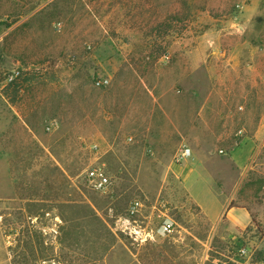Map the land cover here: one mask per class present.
Masks as SVG:
<instances>
[{
    "label": "rangeland",
    "instance_id": "374dc122",
    "mask_svg": "<svg viewBox=\"0 0 264 264\" xmlns=\"http://www.w3.org/2000/svg\"><path fill=\"white\" fill-rule=\"evenodd\" d=\"M47 1L22 15L20 3L0 0V264H234V248L242 245L254 253L248 264H260L264 146L231 203L246 206L252 223L224 237L232 232L220 205L237 179L228 158L240 150L219 145L209 147L206 165L194 159V147L167 123L171 109L180 108L185 121L196 103L177 98L173 105L172 92L181 87L171 90L176 71L169 70L179 66L152 59L179 38L208 30L210 16L228 19L249 3L240 10L242 0H90L87 17L70 18L65 2ZM257 13L261 39H251L261 44L264 0ZM10 27V58L3 59V31ZM44 36L59 48L43 59ZM137 42L149 57L144 65L114 59ZM101 77L110 83L96 86ZM53 120L58 126L49 129ZM184 146L193 156L179 166L175 156ZM96 164L111 176L108 194L85 179V169ZM184 165L196 169L190 193L182 187ZM136 199L144 208L131 215ZM161 199L176 222L171 235L158 232L161 213L153 205ZM211 204L219 209L206 213L202 205Z\"/></svg>",
    "mask_w": 264,
    "mask_h": 264
},
{
    "label": "crops",
    "instance_id": "0c3cea01",
    "mask_svg": "<svg viewBox=\"0 0 264 264\" xmlns=\"http://www.w3.org/2000/svg\"><path fill=\"white\" fill-rule=\"evenodd\" d=\"M43 1L47 0H2L20 3L18 12L22 15H28L35 3ZM215 1L212 0L214 5ZM64 2L67 4L66 16L70 18H84L90 14V0H58L55 4L58 7ZM246 2L249 5L243 12H234L228 19L210 16L208 19L212 26L208 30L198 33L196 37L175 41L166 52L170 56L169 61H165L162 55L152 58L156 63L171 62L179 66L178 69L169 70L170 74L176 71L174 76L177 79L173 80L176 83L172 84L171 90L178 85L181 87L177 92H172L173 105L180 103V98H189L196 103L194 114L185 121L182 120L180 108L177 112L175 108L171 109V120L167 123L173 134L194 147V159L206 165L212 158L209 147L219 145L240 150L228 158L230 166L235 168L237 179L231 198L220 205L227 210L228 229L232 232L224 237H237L236 234L252 223L251 213L246 206H231V203L237 199L242 182L256 166L259 151L264 146V42L254 44L251 39L252 35L256 41L261 39V30L255 24L261 0H242L243 7ZM14 30L10 27L3 31V59L10 58L6 40ZM40 33L46 31L41 29ZM72 35H75V31ZM41 44L43 59L53 48L55 51L59 48L56 41L53 43L52 38L46 36L41 38ZM145 57L149 59L144 44L137 42L131 45L129 53L120 52L115 54L114 59L120 63L129 61L144 65ZM99 58V63L105 61L102 56ZM21 63L22 60H19L18 64ZM189 80L194 81L193 87ZM239 129H244L243 136H236ZM199 147H207L204 154L199 152ZM195 171L190 165H184L181 171L182 187L189 193ZM204 171L210 174L208 169ZM202 208L206 213H211L217 211L219 205H202Z\"/></svg>",
    "mask_w": 264,
    "mask_h": 264
},
{
    "label": "built area",
    "instance_id": "2783aa9c",
    "mask_svg": "<svg viewBox=\"0 0 264 264\" xmlns=\"http://www.w3.org/2000/svg\"><path fill=\"white\" fill-rule=\"evenodd\" d=\"M237 7L242 10L243 5L238 4ZM55 28L58 31H61L63 29V25L61 22L54 24ZM163 59L165 61L170 60V56L168 54H165L163 56ZM10 80H13V77H10ZM110 83V80L108 78H98L95 80V85L98 87L107 86ZM240 109H243L240 107ZM58 126V122L56 120H53L49 123L48 128L54 129ZM244 135V129H239L236 133V136L240 137ZM128 141H133V138H128ZM221 153H224L223 150H220ZM193 156V150L189 146H184L180 149V151L175 156V161L178 165L182 164L184 161H186L188 158ZM85 179L87 180L89 187L101 194H108L113 186V182L111 179V176L108 174L105 166L96 164L91 165L84 171ZM144 208V204L141 200L136 199L131 202L129 205V213L131 215H138L140 211ZM153 209L160 211L161 213V224L158 228V232L162 235H171L175 230L176 222L172 219V217L169 215V205L168 202L164 199L158 200L156 204L153 205ZM234 256L231 258V261L234 264H248V261L251 260L253 256L252 250H250L246 245H242L240 247H235ZM217 264H228L218 262ZM260 264H264V255L260 259Z\"/></svg>",
    "mask_w": 264,
    "mask_h": 264
},
{
    "label": "trees",
    "instance_id": "16d2710c",
    "mask_svg": "<svg viewBox=\"0 0 264 264\" xmlns=\"http://www.w3.org/2000/svg\"><path fill=\"white\" fill-rule=\"evenodd\" d=\"M253 217V216H252ZM254 220V219H253ZM20 237H21V235H20Z\"/></svg>",
    "mask_w": 264,
    "mask_h": 264
}]
</instances>
